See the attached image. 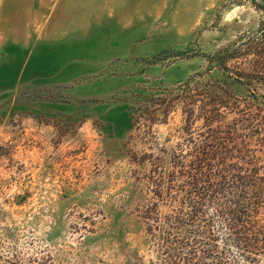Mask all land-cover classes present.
Wrapping results in <instances>:
<instances>
[{
	"label": "rangeland",
	"instance_id": "obj_1",
	"mask_svg": "<svg viewBox=\"0 0 264 264\" xmlns=\"http://www.w3.org/2000/svg\"><path fill=\"white\" fill-rule=\"evenodd\" d=\"M218 141L264 177V0H0V264H264L171 217Z\"/></svg>",
	"mask_w": 264,
	"mask_h": 264
},
{
	"label": "trees",
	"instance_id": "obj_2",
	"mask_svg": "<svg viewBox=\"0 0 264 264\" xmlns=\"http://www.w3.org/2000/svg\"><path fill=\"white\" fill-rule=\"evenodd\" d=\"M222 63V62H221ZM216 150L208 157H201L200 163H205L207 159L212 162L215 161L217 167V173L214 174L209 170H206L205 166L212 163H206L199 166V176L192 177L195 181L194 188L190 189L189 196L200 195V200L195 203L187 202L188 208L182 206L179 213L181 215L171 216L175 221H179L183 224L180 228L184 232L196 233V230H188L185 228L187 225H193L197 221L204 222V211L202 209V201L208 199L215 202L217 199L225 198L221 204H224V211L226 212L230 221V226L233 230L239 225H242L244 231L241 232L240 240L247 246H252L251 233L257 236L259 229L256 224L259 222V215L264 208V202L262 200V193L264 190V177L259 176V167H256L257 162H254V167L248 166L245 168L244 173L231 175L234 167H239V162L227 163L229 160L238 158L233 154V148L225 145V143L218 141L215 145ZM241 151V150H237ZM245 164H253L251 160L244 161ZM214 166V165H213ZM241 167H239V170ZM242 170V169H241ZM203 182L201 188H197L199 182ZM252 192V196L248 197L246 194ZM197 197V196H196ZM219 197V198H218ZM157 206V205H156ZM249 225V226H248ZM172 228L171 226H169ZM253 241H259L257 237H253Z\"/></svg>",
	"mask_w": 264,
	"mask_h": 264
}]
</instances>
